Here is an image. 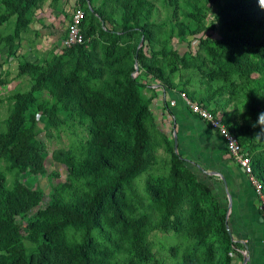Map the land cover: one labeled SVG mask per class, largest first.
<instances>
[{"label":"trees","instance_id":"16d2710c","mask_svg":"<svg viewBox=\"0 0 264 264\" xmlns=\"http://www.w3.org/2000/svg\"><path fill=\"white\" fill-rule=\"evenodd\" d=\"M39 1L41 0H1L3 9L0 10V25L11 16H14V22L9 33L2 34L0 31V48L6 46L7 53L12 51L13 41L28 23L29 11ZM133 1L121 3L123 12L119 34L132 33L139 26L141 38L150 42L149 28L138 22L139 10L143 9V17H147L150 6H147L145 0ZM167 1L172 6L176 5V0ZM208 1L215 8L208 27H218L221 35L218 38L206 35L199 39V48L204 57L199 62H207V79L221 80L222 88L225 85L231 88L234 86L231 78H237L240 82L248 81L264 58V8L260 7L259 0ZM186 4L187 15L200 23L204 13L201 14L190 2ZM82 11L83 18L79 24L82 42L70 44L63 50L66 53L76 52L72 69L66 73L61 71L57 57L48 68L36 74L35 89L13 92L9 96L10 108L5 117V125L0 130V163L6 168L12 165L29 166L33 174L43 172L37 141L32 139V126H25L28 118L32 123L33 112L26 116V111H30L29 108L35 101L33 91L43 85L48 86L54 96L49 109L58 105L64 110L71 107L76 114L90 122L88 138L81 151L60 155L59 160L66 169L67 180L57 182L47 199H44L39 188H27L17 178L11 184L0 179V264H111L106 259H99V255L108 256L122 246L126 255L119 264H146L152 259L145 240L146 215L132 217L126 213L128 202L123 191L128 179L138 174L146 163L150 141L155 138L149 134L146 124V118L150 116L148 102L152 97L144 100L139 96L137 88L141 85L131 77V67L127 70H115L122 75V79H114L113 86L108 87V93L95 86L101 69L86 52L89 43L90 46L94 44L90 35L95 30L88 21L91 15ZM108 32L110 31L101 26L95 33L98 37H104L109 36ZM180 35L182 36L181 33ZM113 46L114 39L108 40L105 45L107 56L111 54ZM133 51L137 61L141 62L144 57L142 47L133 48ZM170 53V57L165 56L167 53L161 55L164 56V66L173 72L178 56L175 52ZM113 59L117 62L122 60L118 54ZM177 60L182 63L180 66L185 65L182 56ZM141 65L147 73L169 85L163 66L156 64V58H152L149 63L141 62ZM29 67L35 65H20L18 72L29 70ZM260 90L264 92V74L253 77L245 93L254 100L256 92ZM186 97L194 100L189 94ZM209 98L201 97L195 101L215 113L208 104ZM119 123L126 126V129L120 128L121 131H127L126 135L115 129ZM227 128L245 149L252 172L264 186V150L254 152L245 139L237 136L234 129ZM162 138L165 151L169 154L168 180L164 185L147 190L152 198L160 201L161 211L163 210L155 227L163 225L175 232L184 228L195 239L197 246L203 247L206 256L204 261L215 250L212 241L214 237L219 244L218 251L224 258L223 263H226L230 246H242L241 242L230 238L227 218L225 219L226 209L218 206L210 188L198 180L193 171L182 165V156L174 150L172 139L164 135ZM77 179L83 183V188L78 189L73 183ZM183 188L190 191V217L193 222L188 219L181 222L185 211L179 205V195ZM17 215L28 220L25 234L20 231ZM67 232L80 233L81 241L72 242L67 237ZM99 239L109 244L105 254L100 250ZM126 239L128 242L123 244ZM243 243L248 246L250 256L249 244L252 241L248 239L247 243ZM196 261L188 252L176 264H199Z\"/></svg>","mask_w":264,"mask_h":264},{"label":"rangeland","instance_id":"374dc122","mask_svg":"<svg viewBox=\"0 0 264 264\" xmlns=\"http://www.w3.org/2000/svg\"><path fill=\"white\" fill-rule=\"evenodd\" d=\"M145 1L147 6H150V11L147 17H143V9L139 10L138 22L149 28L150 42L141 38L139 26L132 33L122 32L119 34L123 12L121 3L126 0H41L37 2L28 13L27 25L13 41L12 51L7 53L6 46L0 48V130L5 125V117L11 101L9 96L13 92H28L35 89L36 74L48 68L57 57L61 71L66 73L72 69L76 60V52H63L68 47L65 41V26L73 7L81 8L87 15H91L88 21L93 24L95 30L90 35L93 37L94 44L90 46L89 43L86 51L93 63L98 64L101 69L98 79L95 80V86L108 93V87L113 86V80L122 79V75L119 72L116 73L115 70L117 68L127 70L128 67H131V77L141 85L137 88L139 96L144 100L149 96L152 97L148 102L150 116L146 118V124L149 134L155 138L150 141L151 147L146 153V163L140 168L138 174L130 177L126 185L123 186L127 197L126 202H128L126 213L132 217L146 215L145 240L152 255V259L146 264H176L188 252L195 257L199 264H264V243L263 246H260L252 241L249 244L251 251L249 256L248 246L246 247L243 243L244 241L247 243V238L239 239L242 246H230L226 254L228 260L223 263L224 258L218 251L219 244L213 237L215 250L211 256L208 255L209 259L204 261L206 256L203 247L197 246L195 239L188 235L184 228L175 232L167 226L158 225L155 227L163 210L161 211L160 201L152 198L147 192L149 188L164 185L168 180L169 154L165 151L163 135L172 139L174 145L172 146L178 152L176 138L173 135V123L171 122L169 128L166 127L169 124L168 117L172 118V107L174 105L178 107L182 113H185L188 120H194L199 125L204 124L197 115L187 109L183 97L180 96L183 91L185 96L189 94L194 100L210 97L208 99L209 106L221 117L226 127L234 129L237 136L245 139L254 152L264 150V125L257 123L260 114L264 113V92L257 91L254 100L245 93L250 80L264 74V58L259 62V69L250 75L248 81L240 82L237 78H231L234 86L229 88L228 85H225L222 88L221 80L211 81L206 78L207 62L204 64L199 62L204 59L199 48V39L206 35L214 38L221 35L218 27H208L215 11L209 1L176 0L175 6H172L167 0ZM130 2L134 1L130 0ZM186 2L193 4L201 14L204 13L200 23H196L187 15ZM1 9H3V5L0 0ZM90 11L96 13H90ZM13 22L14 16H11L0 25L1 33H9ZM101 26L110 31L108 32L109 36L98 37L95 32ZM110 39H114V46L111 54L107 56L105 45ZM139 46L142 47L144 54L141 62L149 63L152 58H156V64L163 66L169 85L161 83L141 67V62L137 61L135 51H133V48L136 49ZM170 52H175L178 57L182 56L185 64L180 66L182 63L180 64L177 57V66L173 72L164 66V56L161 55L167 53L165 56L170 57ZM117 54L122 58L120 62L113 59ZM28 64L35 65V67L18 72L20 65ZM33 95L35 101L30 106V111H26V116L33 112L32 123L28 118L25 120V126L30 124L32 126V139L37 141L43 172L33 174L29 166L12 165L10 168H6L0 163V179L11 184L17 178L27 188H39L45 196L44 199H47L49 192L57 182L67 180L66 169L59 160L60 155L81 151L88 138L90 122L82 115L76 114V111L71 107L64 110L60 107L61 105H58L56 108L49 109L54 102V96L48 86L43 85L37 91H33ZM37 105L42 107L37 108ZM50 112L51 114H49ZM261 119L264 120V117ZM116 126L115 129L118 132L126 135L127 131L120 130V128L126 129L125 125L119 123ZM213 133L218 136L216 132L213 131ZM186 164L187 162L182 156V165L187 167ZM193 170L198 172L196 169ZM203 175H208V179H210L215 174L207 172ZM196 178L198 179L197 176ZM73 183L78 189L84 187L79 179ZM189 192L188 188H183L179 195V205L185 211L181 222L186 219L193 222L190 217L192 208L189 203ZM211 193L215 196L218 206L226 207V203H220L218 194L212 190ZM201 206L204 205L201 204ZM227 213L226 209L225 219ZM260 214L264 217V212H260ZM16 221L20 224L21 233L25 234L28 227L27 218L17 215ZM227 229L230 238L236 242L229 225H227ZM67 237L72 242H79L82 239L80 233L67 232ZM23 241L26 242V240ZM99 242L100 250L104 251V254L107 253L109 244L100 239ZM127 242L128 239L123 244ZM122 247L108 256L100 254L99 259H106L111 264H119L126 255Z\"/></svg>","mask_w":264,"mask_h":264},{"label":"crops","instance_id":"0c3cea01","mask_svg":"<svg viewBox=\"0 0 264 264\" xmlns=\"http://www.w3.org/2000/svg\"><path fill=\"white\" fill-rule=\"evenodd\" d=\"M173 107L172 118L167 116L169 124L166 127L169 128L173 123L177 151L187 162L186 166L210 190L218 194L220 203H226V207L221 206L227 209V225L235 240L240 241V238L245 237L263 246L264 217L257 208L256 193L236 163L224 151L222 139L201 118L204 124H196L194 120H188L178 107ZM207 172L215 174L214 178L208 179V175H203Z\"/></svg>","mask_w":264,"mask_h":264},{"label":"built area","instance_id":"2783aa9c","mask_svg":"<svg viewBox=\"0 0 264 264\" xmlns=\"http://www.w3.org/2000/svg\"><path fill=\"white\" fill-rule=\"evenodd\" d=\"M83 18V11L80 8H73L70 11L69 19L66 22V44L81 43L82 35L79 24ZM183 97L188 110L197 115L202 120L208 123V127L216 132L222 139L225 152L239 167L241 172L247 178L248 183L252 187L257 196V208L264 212V186L262 181L252 172L250 158L245 153V149L241 147L236 137L224 125L221 117L215 112H211L209 108L199 105L195 100H191L185 96L183 92L180 93Z\"/></svg>","mask_w":264,"mask_h":264},{"label":"clouds","instance_id":"9594fccd","mask_svg":"<svg viewBox=\"0 0 264 264\" xmlns=\"http://www.w3.org/2000/svg\"><path fill=\"white\" fill-rule=\"evenodd\" d=\"M259 5H260L261 8H264V0H259ZM262 117H264V113L260 114L257 123H259L261 125H264V120L261 119Z\"/></svg>","mask_w":264,"mask_h":264}]
</instances>
